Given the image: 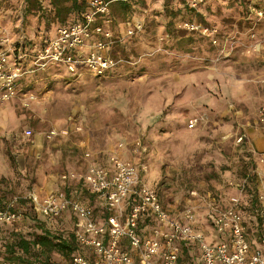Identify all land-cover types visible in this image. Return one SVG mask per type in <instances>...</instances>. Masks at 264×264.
Masks as SVG:
<instances>
[{"label": "rangeland", "instance_id": "rangeland-1", "mask_svg": "<svg viewBox=\"0 0 264 264\" xmlns=\"http://www.w3.org/2000/svg\"><path fill=\"white\" fill-rule=\"evenodd\" d=\"M263 1L251 0L247 8L241 0H205L199 11L181 0H137L126 9L114 3L115 30L144 24L115 50L132 65L105 77L57 66L34 72L41 71L33 79L25 75L15 99L0 110L2 184L33 191L44 188L53 166L56 177L68 169L61 168L58 155L77 167L92 162L93 154L100 160L115 155L146 165L144 181L176 214L192 206L195 220L207 219L208 202L191 192L204 196L214 185L227 184L235 195L250 154L256 156L238 139L245 134L247 142L251 132L264 133L258 96L241 101L244 73L264 74V19L254 10ZM14 3L13 15L3 20L12 6L0 0V39L15 48L23 28L38 45L44 22L32 18L23 24L24 0ZM44 9H52L48 0ZM186 20L216 30L218 44L183 30ZM50 30L53 36L56 26ZM260 80L248 79L249 89ZM63 135L68 142L62 143ZM83 140L89 148L78 146ZM54 259L66 264L57 254Z\"/></svg>", "mask_w": 264, "mask_h": 264}, {"label": "built area", "instance_id": "built-area-1", "mask_svg": "<svg viewBox=\"0 0 264 264\" xmlns=\"http://www.w3.org/2000/svg\"><path fill=\"white\" fill-rule=\"evenodd\" d=\"M182 1L194 11H199L205 3V0ZM112 2L90 0L81 19L59 27L54 37L37 48L34 55L8 47L10 40L0 39V104L17 96L24 76L38 70L62 66L72 74L86 71L104 77L126 62L108 54L109 48L122 39L111 28ZM254 10L257 17L264 19V1ZM180 27L218 44L217 31L204 23L186 20ZM143 30L144 24L136 23L125 36L133 37ZM28 58L30 68L22 67ZM260 83L264 88V78ZM260 120L264 124V104L260 107ZM194 126L191 121L190 127ZM25 134L31 136L32 130L27 129ZM238 141L246 143V135H241ZM260 162L264 163V157ZM146 172V165L115 155L110 157L107 167L89 163L83 172L61 174L64 186L43 199L33 191L12 196L0 206V224L22 223L26 217L22 202L33 205L42 219H60L70 213L77 220L74 237L78 251L66 264H264V239L260 247L252 246L242 210L248 177L241 180L227 208L216 205L213 191L204 196L198 190L191 192L193 198L208 202L210 227L228 237L213 243L208 241L204 229L195 225V208L190 206L182 214H176L173 207L165 206L159 192L144 181ZM85 191L95 197L100 207L86 201ZM258 200L257 212L264 222V185L258 191ZM145 217L155 220L156 225L150 235L142 237L139 223ZM183 243L198 245L197 262L183 258Z\"/></svg>", "mask_w": 264, "mask_h": 264}, {"label": "trees", "instance_id": "trees-1", "mask_svg": "<svg viewBox=\"0 0 264 264\" xmlns=\"http://www.w3.org/2000/svg\"><path fill=\"white\" fill-rule=\"evenodd\" d=\"M47 0H24L23 24L29 22L32 18H38L44 22L46 32L42 34L37 45L36 38H32L26 34L22 28L19 31V38L15 42V48L27 51L34 55L37 48L47 44L56 33L57 29L64 25H69L81 19L82 13L87 9L88 0H48L52 9H44V2ZM113 1V0H109ZM133 1V0H132ZM116 0L123 9L129 8L131 2ZM182 1V0H181ZM251 0H241L242 4L248 8ZM114 2V1H113ZM183 2V1H182ZM14 0H10L11 12L3 13V20L11 18L13 15ZM1 5V4H0ZM8 7V8H9ZM5 7V9H8ZM174 17L177 13L171 12ZM56 26V30L52 36L51 26ZM62 67V66H57ZM64 68V67H62ZM251 164H249L243 178H249V185L243 197L242 210L245 216L246 225L249 234V241L253 247L261 246V240L264 239V222L257 210L260 206L258 200L257 185V161L254 154H250ZM216 197V205L220 208H227L230 205L229 185L217 186L213 191ZM88 193L85 191L84 194ZM167 206L166 203H164ZM26 214L25 220L17 225L0 224V264H63L62 260L57 262L54 254L64 258L66 262L78 250L77 243L72 230H54L49 224L56 222L55 219L40 218L29 202H25L23 206ZM168 207V206H167ZM156 221L150 217L140 220L139 234L142 237L150 235ZM207 239L210 242L225 241L228 239L226 234H218L212 227ZM188 245L183 243V249H187Z\"/></svg>", "mask_w": 264, "mask_h": 264}, {"label": "crops", "instance_id": "crops-1", "mask_svg": "<svg viewBox=\"0 0 264 264\" xmlns=\"http://www.w3.org/2000/svg\"><path fill=\"white\" fill-rule=\"evenodd\" d=\"M90 0H88L89 2ZM114 2H112L111 5V17H112V6H114V3H117L116 0H113ZM137 0H133L131 2L134 3ZM118 4V3H117ZM120 5V4H118ZM121 6V5H120ZM132 25H127L125 29L122 30H115L114 26H113V21H112V25L111 28L115 34V36L121 37L122 39H119L114 46H112L111 48H109L108 50V54L114 58H122L120 56H118V54H116L115 50L118 46H121L124 43V40L127 38H131V37H126L123 33L126 32ZM55 35V34H54ZM137 35V34H136ZM135 35V36H136ZM124 59V58H123ZM126 62L121 63L116 69L112 70L111 72H109L107 75L109 74H113L116 73L121 67H123L126 64H131L132 62L129 61L128 59H124ZM30 63L29 65H31V59H26L24 61L25 62ZM28 65V66H29ZM41 71L38 72V74ZM37 73H31L30 75L28 74V76H26L24 79L25 80H29V79H33L35 78L36 75H38ZM248 74V73H247ZM106 75V76H107ZM105 77V76H104ZM251 77H257L260 79L264 78V74H261L259 77L253 74H248L246 75V73H244V77H241V101H243V99H249V98H255L256 96H258V99L255 100V103L258 104L259 108L264 104V88L262 87L261 83H258V85L251 83V85L253 86L251 89H249V83L246 82L248 79H250ZM21 90L23 91V89L21 88ZM15 99V98H14ZM12 99V100H14ZM10 100L8 102V104H10V102L12 101ZM6 105V104H5ZM4 104H0V110H2L4 107ZM244 109H241V112H243ZM4 122V121H3ZM69 122L67 121V125ZM4 124V123H2ZM66 125V126H67ZM62 139V143H66L69 140V137L67 136H61ZM86 142L87 141H82L80 142V144H78V146H82L83 148H89L88 146H86ZM88 145V144H87ZM246 147H248L251 151H253L256 154V158L255 160L257 161V169H256V174H257V185H258V190L260 188H262V186L264 185V163L260 162V159L262 157H264V133L262 132H256L253 131L250 133V138L248 137V141L246 142ZM89 151V150H88ZM86 152V151H85ZM101 152H104L103 150ZM105 153V152H104ZM95 154H93L92 157H94L95 159H93L92 162H86L83 165L77 167L75 165L74 161H69V158H63L62 156L58 155L60 158L59 159H63V161L60 162L61 164V168H63L64 166H66L68 169L64 172H83L86 170L87 166L89 163H93L99 167H107L110 166V157L109 155H107L105 158L103 157L101 160L98 159V157L94 156ZM59 163V162H58ZM58 163L55 165V167H59ZM54 167V166H53ZM52 167V171L50 172L51 178L48 180L47 184L44 186V188H40V189H36L33 190V192L36 193V195L40 198L43 199L53 193H55L56 191H58L59 189H61L64 186V183L61 181L60 177H61V173L59 177H56L54 173H56V171L54 170V168ZM72 167V168H70ZM259 183V184H258ZM261 183V184H260ZM214 187L217 188V185H214ZM21 193L20 190L17 189H12L9 188L8 186H5L4 184H2L1 180H0V194H1V199H0V206H3L5 203H7L9 201V199L14 196L15 194ZM86 201L88 203H91V205L95 206V207H100V204L96 201L95 197L92 196L90 193H86L84 195ZM25 202H22L20 205L23 206ZM36 212V211H35ZM36 214L38 215V213L36 212ZM39 216V215H38ZM40 217V216H39ZM56 222L49 224L54 230H72L74 231V229L77 226V220L74 216H72L70 213L65 214L62 218L60 219H55ZM195 225L201 227L204 229V231L206 232V234H209L211 231L210 228V222L205 218H200L199 220H196ZM78 251V250H77ZM183 258L186 261H191L193 260L194 262H197L200 258V251L198 248V245L196 244H188V248L187 249H183Z\"/></svg>", "mask_w": 264, "mask_h": 264}]
</instances>
